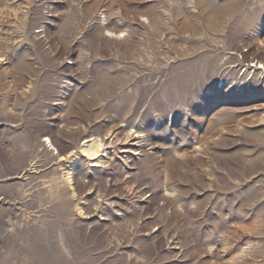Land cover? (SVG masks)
Instances as JSON below:
<instances>
[{"label": "rangeland", "instance_id": "obj_1", "mask_svg": "<svg viewBox=\"0 0 264 264\" xmlns=\"http://www.w3.org/2000/svg\"><path fill=\"white\" fill-rule=\"evenodd\" d=\"M0 60V264H264V0H0Z\"/></svg>", "mask_w": 264, "mask_h": 264}, {"label": "bare ground", "instance_id": "obj_2", "mask_svg": "<svg viewBox=\"0 0 264 264\" xmlns=\"http://www.w3.org/2000/svg\"><path fill=\"white\" fill-rule=\"evenodd\" d=\"M135 138L136 137L130 136L129 137L130 143L123 145V146H126V148L120 147V152L125 155L133 154L134 151H136L139 147ZM113 139L114 137L112 136V134H109L108 137L106 136L104 139H95L94 137L92 139L88 138V140H86L83 143L82 145L83 147L80 149V154L84 156L87 160L92 162L91 166L98 167L102 163H105L103 162V159L106 158V156H108L106 155L105 151L107 150V148H109V146L114 145Z\"/></svg>", "mask_w": 264, "mask_h": 264}]
</instances>
